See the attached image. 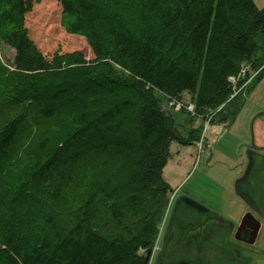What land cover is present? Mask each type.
<instances>
[{
  "label": "trees",
  "instance_id": "trees-1",
  "mask_svg": "<svg viewBox=\"0 0 264 264\" xmlns=\"http://www.w3.org/2000/svg\"><path fill=\"white\" fill-rule=\"evenodd\" d=\"M0 0V264H147L169 202L173 141L196 144L243 64L264 76V9L253 0ZM195 115L177 118L159 95ZM27 109L16 112V106ZM71 114L9 182L29 113ZM178 115V116H179ZM213 120V118L211 119ZM79 197V199L77 198Z\"/></svg>",
  "mask_w": 264,
  "mask_h": 264
},
{
  "label": "rangeland",
  "instance_id": "rangeland-1",
  "mask_svg": "<svg viewBox=\"0 0 264 264\" xmlns=\"http://www.w3.org/2000/svg\"><path fill=\"white\" fill-rule=\"evenodd\" d=\"M253 1L258 8L264 9V0ZM57 9L58 4L53 0H41L37 6L38 14L43 19L52 16ZM13 57L14 50L0 43V62L9 70L13 69ZM259 70L251 71L247 82L244 84V81L237 86L236 96L214 113L213 120L208 122L204 131V152L199 153L195 144L188 145L173 141L170 146V157L163 170L164 179L173 188L188 178L187 183L194 181L208 187L218 199L220 212L230 217H237L238 210L241 208L243 210V205L234 191V183L242 170L239 153L244 151L245 144L251 140L252 117L256 112L264 110V76H261ZM4 89L0 87V95H5ZM159 97L162 106L169 110L167 97L163 95ZM183 100L189 101L188 94L183 95ZM24 109H27V105L16 106V112ZM178 111H175V116L184 119L185 114L179 115ZM29 115L27 132L23 135L14 163L9 167L7 175L9 182L26 175L31 170L30 159L39 141L50 139L49 144L59 142L68 133L75 120L69 113L55 121H46L36 110H32ZM206 120L208 119L198 121L196 124H202L204 129ZM255 134L256 143H264V115L256 121ZM155 242L152 246L154 252L158 248ZM256 246L258 253L252 257L250 264H264V236Z\"/></svg>",
  "mask_w": 264,
  "mask_h": 264
},
{
  "label": "flooded vegetation",
  "instance_id": "flooded-vegetation-1",
  "mask_svg": "<svg viewBox=\"0 0 264 264\" xmlns=\"http://www.w3.org/2000/svg\"><path fill=\"white\" fill-rule=\"evenodd\" d=\"M245 144L241 173L248 162L252 169L242 184L255 206L241 198L237 217L226 216L219 209L214 193L199 182L176 188L170 184L169 202L156 238L158 248L152 264H250L258 253L257 242L264 236V143ZM215 190V188H213Z\"/></svg>",
  "mask_w": 264,
  "mask_h": 264
},
{
  "label": "built area",
  "instance_id": "built-area-1",
  "mask_svg": "<svg viewBox=\"0 0 264 264\" xmlns=\"http://www.w3.org/2000/svg\"><path fill=\"white\" fill-rule=\"evenodd\" d=\"M250 72H251V70L249 69V64H243L241 69H240V71H239V73L237 75H233V76H230L228 78V80H229V82L231 84V88H232V92H231V94L229 96L228 101L236 96V94H237V90H236L237 86H239V84L241 85L244 81H245L244 84L247 82V78H249ZM168 105H169V107L171 109H173L175 111L184 109L187 112H189L191 115H195L194 105L191 102H188V101H185V100H172V101L168 102ZM217 110H219V108ZM217 110L212 111L210 113V115L207 117L208 120H206V123L204 125V129L202 131L200 139L195 144L198 147L199 153L204 152V148H203V145H204V131H205V128H206L208 122L211 121L212 117L214 116V113ZM196 122H198V120ZM153 253H154V250H152V248H151L150 262L152 261Z\"/></svg>",
  "mask_w": 264,
  "mask_h": 264
},
{
  "label": "water",
  "instance_id": "water-1",
  "mask_svg": "<svg viewBox=\"0 0 264 264\" xmlns=\"http://www.w3.org/2000/svg\"><path fill=\"white\" fill-rule=\"evenodd\" d=\"M264 115V110H260L258 112H256L254 114V116L252 117V121H251V130H252V137L250 140V143L248 144L251 147H256V143H255V135H254V124L255 121L260 117ZM252 165H253V161L250 160L249 157V162L243 172V174L238 177L234 183V191L236 193V195L241 198L245 203H247L248 205H250L251 207L255 206L252 198L250 197V195L248 194V191H246L243 188V183L246 181L251 169H252ZM150 255H151V250L147 251L146 256H145V262H147V264L150 263ZM160 260H158L155 264H159Z\"/></svg>",
  "mask_w": 264,
  "mask_h": 264
},
{
  "label": "crops",
  "instance_id": "crops-1",
  "mask_svg": "<svg viewBox=\"0 0 264 264\" xmlns=\"http://www.w3.org/2000/svg\"><path fill=\"white\" fill-rule=\"evenodd\" d=\"M256 121H257V120H256ZM256 121H255V124H256ZM255 124H254V135H255V142H256Z\"/></svg>",
  "mask_w": 264,
  "mask_h": 264
}]
</instances>
